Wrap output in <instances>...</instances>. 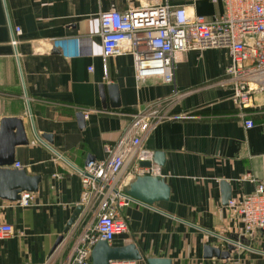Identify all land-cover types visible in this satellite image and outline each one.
Segmentation results:
<instances>
[{
    "label": "crops",
    "instance_id": "obj_1",
    "mask_svg": "<svg viewBox=\"0 0 264 264\" xmlns=\"http://www.w3.org/2000/svg\"><path fill=\"white\" fill-rule=\"evenodd\" d=\"M158 2L206 19L222 12L221 2L210 0H0V121H21L25 141L13 146L14 163L39 176L28 206L0 195V223L12 227L0 239V264L70 260L88 222L79 212L63 233L79 204L77 168L86 158L102 159L103 144L113 143L139 112L150 124L138 150L162 152V163L151 168L169 194L151 205L129 200L120 208L127 230L108 244L133 243L142 256L137 264L150 257L170 264H264V231L243 236L240 216L222 201L224 184L230 200L239 201L264 182V91L246 107L231 102L225 48L182 52L173 83L135 78L129 54L101 55L99 11ZM14 26L20 33L12 46ZM248 118L251 127L243 125ZM8 133L14 142L15 130ZM132 167L121 174L123 189L134 178ZM228 239L242 245L227 258L204 256L205 245L224 251Z\"/></svg>",
    "mask_w": 264,
    "mask_h": 264
},
{
    "label": "built area",
    "instance_id": "obj_2",
    "mask_svg": "<svg viewBox=\"0 0 264 264\" xmlns=\"http://www.w3.org/2000/svg\"><path fill=\"white\" fill-rule=\"evenodd\" d=\"M221 2L222 12L209 19L188 13L184 6L166 2L127 7L118 11L110 8L99 11L98 35L102 57L129 54L135 78L158 76L173 83L175 63L179 55L191 49L225 48L229 57L223 73L231 88V102L246 107L256 92L264 91V0H210ZM9 43L15 46L20 28L9 29ZM150 119L136 113L113 143H104L102 159L89 160L77 168L81 191L79 204L88 222L78 234L73 254L66 264H88L91 247L97 240L110 243L114 236L127 230L120 208L131 200L124 193L121 174L132 165L133 176L155 174L151 167H141V160L151 161V152L139 151L141 137ZM243 125L251 127V119ZM16 168L22 166L15 162ZM20 206L32 202L31 192H21ZM243 226L242 235L264 231V182H258L250 194L239 201L228 200ZM12 233L9 224L0 223V239ZM235 245L237 240L228 239ZM108 264H137L136 260H110Z\"/></svg>",
    "mask_w": 264,
    "mask_h": 264
},
{
    "label": "water",
    "instance_id": "obj_3",
    "mask_svg": "<svg viewBox=\"0 0 264 264\" xmlns=\"http://www.w3.org/2000/svg\"><path fill=\"white\" fill-rule=\"evenodd\" d=\"M77 115L81 120L82 113L78 112ZM10 129H14L16 133L14 142H12V137L8 133ZM43 137L46 138L48 136ZM17 141L18 143H24L25 141L21 121L15 118L2 119L0 121V195L9 201L18 200L21 192L35 191L37 182L39 181L38 175H28L23 168H9V166L14 163L13 146L17 144ZM89 160V158H86L84 163L86 164ZM162 160V152L155 151L151 154V161L147 159L141 160L138 162V165L141 167H151V162L160 165ZM224 185L226 187H224L222 201L227 204V201L230 199V194L227 185ZM123 191L132 200L141 202L145 205H151L158 200H166L169 194L168 186L162 178L156 174L135 175L134 178L128 182L127 187L124 188ZM80 210L81 205L77 204L63 228V233L66 232L74 222ZM61 238L62 235L56 238L50 252L55 249ZM234 245L233 242L228 240L224 251L216 247L205 245L204 256L211 257L214 255L227 258L229 252L234 248ZM141 257L142 256L133 243L111 246L106 241L99 239L90 250V264H108V261L115 259L139 260ZM145 262L146 264H170L167 258L150 257L145 258Z\"/></svg>",
    "mask_w": 264,
    "mask_h": 264
}]
</instances>
